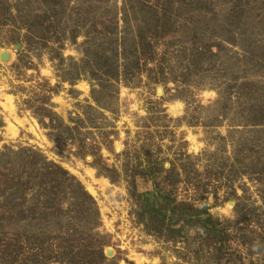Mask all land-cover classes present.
I'll use <instances>...</instances> for the list:
<instances>
[{
	"label": "rangeland",
	"instance_id": "obj_1",
	"mask_svg": "<svg viewBox=\"0 0 264 264\" xmlns=\"http://www.w3.org/2000/svg\"><path fill=\"white\" fill-rule=\"evenodd\" d=\"M31 161L77 177L93 219L16 210L0 244L36 243L14 264H69L50 237L85 264H264V0H0V181ZM154 188L183 203L164 226Z\"/></svg>",
	"mask_w": 264,
	"mask_h": 264
},
{
	"label": "trees",
	"instance_id": "obj_2",
	"mask_svg": "<svg viewBox=\"0 0 264 264\" xmlns=\"http://www.w3.org/2000/svg\"><path fill=\"white\" fill-rule=\"evenodd\" d=\"M94 51H96V54L93 56H96L98 49H95ZM86 55L89 57L92 56L89 51H86ZM110 75L114 76V74ZM19 152L21 151L16 153ZM20 154L22 155V153ZM36 159L40 162L41 157L38 158L36 155ZM21 166L24 175L20 174V176H17L14 174V170H12L9 172L10 174L3 173L4 175L2 176L5 178L0 181L1 195L2 197L7 198L4 206L9 212L7 215V210H4L5 207H0V222L2 226H6L7 218H14V212L16 210L20 213L19 217L21 219H23L22 214L24 215L25 219L23 220L28 221L25 223L27 226L32 225L33 221H39L38 219L42 220L43 218H46L51 221L52 217L60 215L66 216L70 220H78L80 226H84L85 223L88 222L87 219H90V221L93 219L94 208L90 207L92 196L85 190L84 185L77 177L70 174L67 170L57 164H52L48 169L41 168V165L38 166L36 165V162L33 163V161H31L28 166L29 168L32 167L31 169H27V167L23 165ZM67 199L71 203V208L66 210L63 208V205L67 203ZM139 199L141 200V209L149 216V218L151 217L154 219L161 217L164 219V221L162 219L163 222L160 221L161 226H164L166 223L167 212H171L173 213V216H176L178 209L183 205V203H178L176 201L172 192L162 191L158 188L140 194ZM181 210L182 213L186 215V220L189 222L190 226L194 225L204 229L205 226L207 227L210 223V229L214 230L215 237L218 235L216 234L217 231L221 232L217 227V221L215 222L213 220L208 211L195 206L186 208L181 207ZM180 219H182V216L174 221V225L178 224L177 221H180ZM168 225L169 227L174 226L173 223ZM82 226L75 228V233H78L81 229L85 230ZM171 232L181 236L182 228L176 227ZM9 239L14 241L12 248L9 249V246L3 243L0 244V247H2L0 248V264H14L16 257L21 251L20 249L24 248V245L20 243L19 239H24V244L29 248L31 247L30 241L31 243H36L34 236H27L22 233L17 234L15 237L12 236L11 238L9 236L8 240ZM48 240L53 243L54 251L58 253V257L61 260H64L69 264H85L83 260L84 257L82 258L81 254L78 252L73 251L72 253L67 250L66 252L62 251V249H64L62 246L66 245L65 243L56 244L53 241V237L48 238ZM69 247L73 248L75 246L70 245Z\"/></svg>",
	"mask_w": 264,
	"mask_h": 264
},
{
	"label": "water",
	"instance_id": "obj_3",
	"mask_svg": "<svg viewBox=\"0 0 264 264\" xmlns=\"http://www.w3.org/2000/svg\"><path fill=\"white\" fill-rule=\"evenodd\" d=\"M1 55L3 56L4 59H7L9 54L7 52H3L1 53Z\"/></svg>",
	"mask_w": 264,
	"mask_h": 264
}]
</instances>
